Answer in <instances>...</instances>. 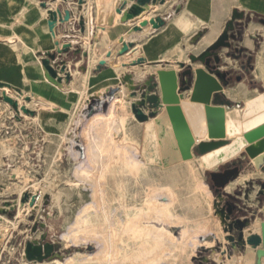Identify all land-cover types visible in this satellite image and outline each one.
<instances>
[{
	"label": "rangeland",
	"instance_id": "1",
	"mask_svg": "<svg viewBox=\"0 0 264 264\" xmlns=\"http://www.w3.org/2000/svg\"><path fill=\"white\" fill-rule=\"evenodd\" d=\"M47 1H51L48 8L59 10L63 16L67 10L70 11V20L59 24L60 26L63 27V24L73 20L72 33L76 32L78 35L83 33V37L86 38L87 32L90 38L88 43L83 38L79 39L78 43L73 40L72 43L77 44L72 45L68 52L57 55L56 59L51 61L54 68L58 70L62 82L68 83L72 79V81H78L82 73L86 71L78 74L74 79L71 70H76L74 64L79 59L83 61L84 70L87 68L89 61L87 45L94 43L99 30L98 12L95 14L91 5L95 0L90 1V6L85 5L86 1L80 4L79 0ZM164 3L158 0L155 4ZM133 4L126 7L130 8ZM154 7L159 6L145 7L142 13L144 21L148 22L154 18L147 20L144 17ZM88 18L90 25L86 29ZM81 19L84 20L83 28L80 24ZM122 24L129 27L124 34H119L113 41H111L112 37L106 36L105 41L107 42H99L98 48L101 53L96 55L98 61L93 69H97V66L99 68V62L103 59L107 61L102 65L103 67L111 66L110 57L105 52L108 44L111 42L109 50L112 51L113 47L120 46L119 42L115 45L116 41H124L126 33L131 41L135 40L136 44H139L142 29L134 31L133 28L136 25L143 26V23L134 18ZM51 36L53 37L52 33ZM53 47L54 50L50 53L57 51L56 40ZM121 61L131 62L125 57ZM63 64H66V71L71 74L70 80H66L65 72L61 70ZM123 73V83L148 82L146 90H150L149 85L158 81L156 73H147L142 76L140 71L133 69L123 71ZM91 79L93 81V77ZM51 87L55 90L46 92L48 97L45 98L56 100L55 105L51 103L49 105L43 98L42 92H24L5 83L3 87H0V142L9 145L4 149L0 143V161H2L0 162V217L6 216L11 220H16L24 215V220L19 223L17 229H12L9 224L8 230L11 237L7 248L5 247L6 250L1 252L0 264H26L28 261L24 254L26 243L41 240L43 234L46 235L47 241L58 246L56 252L59 256L51 257L52 259L69 262L77 257L73 264H98V258L117 257L118 254L109 253L115 248L111 239H114V233L117 231L109 230V224L93 228H86L82 224V219L89 209L105 210L109 207L115 210L114 220L117 226L121 229L126 226V232H123L122 236L136 237L150 233L157 238L158 244L153 250L148 251L139 261L131 259L129 264H219L220 261L216 259L218 253L222 255V262L228 261V255H233L234 252L228 248L230 241L227 235L229 232L225 231L222 214L215 202L219 200L216 198L215 191L213 190L212 193L208 188L210 184L207 177L208 185L205 190L180 197H173L166 189L140 190V167L146 164L140 151V122L135 118L132 105L129 103L125 104L121 112L116 110L117 100L124 97L123 87L119 89L112 87L100 94H91L94 87L92 85L83 87L85 94L77 109L74 130V127L68 124L72 118L71 112L75 110V105L79 100V93L62 91V93L67 92L65 93L67 94L65 108L60 103V99H57V93L60 94L61 91L53 85ZM141 93L140 87H135L131 91L135 99H140ZM33 94L39 95L45 101L30 110L26 107L24 113L19 112L18 105L15 108L6 100L8 97L18 104V98L24 96L25 101L31 102ZM60 105L63 109H60ZM119 116H122V122ZM104 126H111L107 146H113L118 150L104 152L101 147L91 145L86 148L81 141L89 144L94 141V138L101 139ZM72 130L73 133H71ZM63 134L75 140L74 143L69 139L63 142L61 138ZM99 155L103 156V162L104 160L112 162L115 166H112L114 167L112 171H107L103 162L96 164V158ZM242 162L247 163L245 159ZM242 162L239 164H243ZM45 177L56 181L59 195L54 197L48 192L43 200L41 199V203L35 205V201L32 206V199L37 195V183ZM245 187L241 192L239 189L235 190L233 194L228 195V199L239 201L238 198L242 197L244 202L251 203L250 208L247 207L249 205H242L249 216L248 227L251 229L256 221H264V213L261 212L258 215L259 208H262V201L258 203V197L264 200V195H260L263 191L260 183L255 186L254 183H250ZM221 204L218 208H221ZM256 205L259 207L256 208ZM257 215L261 219L258 220ZM127 226L130 227L127 228ZM254 226L258 227V225ZM260 232L258 227L255 233ZM3 240V238L0 240V247L6 244ZM182 245L185 248L180 251ZM250 247L252 245L246 242L244 246H239V249L246 254ZM125 249L129 251L130 246L125 245ZM167 249L174 250V254L166 253ZM253 252L257 256L255 248ZM52 259L49 258L43 262H50ZM251 261L249 256L247 264Z\"/></svg>",
	"mask_w": 264,
	"mask_h": 264
},
{
	"label": "water",
	"instance_id": "2",
	"mask_svg": "<svg viewBox=\"0 0 264 264\" xmlns=\"http://www.w3.org/2000/svg\"><path fill=\"white\" fill-rule=\"evenodd\" d=\"M85 1L79 0V3ZM128 1L96 0L98 26L113 25L117 13H123ZM131 1L135 3L123 14V21L137 18L143 23V27L152 25L155 29L165 25V20L160 16L148 22L142 17L145 7L158 0ZM164 1L161 0L162 3ZM42 4L48 8L47 0H43ZM48 14L50 31L58 48L56 52H48L42 59V64L52 78L62 82L51 61L72 47L70 42L61 39L58 32L59 24L69 21L71 13L67 10L63 16L59 10L50 9ZM243 16V13L234 11L232 19L217 41L200 55H192L190 63H180L178 70H158V81L149 85L150 90L142 92L138 103L132 105V111L140 122V151L146 163L140 167L141 191L166 189L173 197H180L203 191L209 183L222 198L223 191L240 171L241 165L234 161L231 166L217 172L205 173V169L212 170L235 159L244 148L245 162H252L258 170H264V85L259 95L247 101L226 95L224 90L230 85L231 78L220 68V51L232 48L233 41L237 38L236 22ZM80 24L83 28V19ZM133 29L138 31L141 27L136 25ZM121 44L120 53H126L136 45V41H121ZM130 56L134 57L135 53ZM144 62L145 58L139 57L131 61L130 65H142ZM196 62H201L204 67L195 68L193 63ZM104 64L105 61H100L99 68ZM61 70L65 72L66 80H70L71 74L66 71V64L62 65ZM0 87H3V83H0ZM6 100L17 107L16 101L8 97ZM237 134L242 137L231 141L227 139V136ZM206 137L211 141L197 143ZM193 150L199 157H195ZM206 177L209 179L208 183ZM261 187L263 191L260 195H264V183ZM261 201L264 213V200ZM218 203L221 204L220 200ZM220 206L225 231L229 232L227 239L232 244L248 242L254 247L260 246L256 261L257 264H262L264 221L260 225V233L250 234L245 238V228L249 226L250 219H242L237 205L229 200ZM1 238L0 235V240ZM46 239L43 234L41 240L26 243L24 254L28 261L42 262L55 256L58 246Z\"/></svg>",
	"mask_w": 264,
	"mask_h": 264
},
{
	"label": "crops",
	"instance_id": "3",
	"mask_svg": "<svg viewBox=\"0 0 264 264\" xmlns=\"http://www.w3.org/2000/svg\"><path fill=\"white\" fill-rule=\"evenodd\" d=\"M50 2H48V6L51 5ZM42 3L43 0H0V83L8 84L24 92H42L43 98L46 99L45 97H48L46 92L55 90L54 88L52 89L51 85L55 86L61 93L64 90L50 83L44 75L42 59L48 52L54 50L53 46L56 39L51 36L48 23L50 8H44ZM91 5L96 14L98 12L96 1H92ZM149 5H158L159 7H154L144 17L150 20L151 17L160 16L165 20V25L158 29H155L152 25L147 28L142 26V37L139 39V44L131 47L126 54H117V56L125 57L131 61L144 57L145 62L140 65L142 67V76L147 73L155 74L160 69L178 70L180 63H190L192 55H200L217 41L232 19L234 11L237 10L244 15L242 19L236 22L235 34L237 38L233 41V46L230 50L222 49L220 51L222 56L220 68L226 71L231 78V83L225 88L224 92L226 95H233L244 101L259 95L261 87L264 85V0H167L164 4L151 3ZM127 8L129 7L124 9L125 12L128 10ZM150 12L151 14H149ZM121 22L124 23L120 19L119 25L113 24L108 29V36L112 37L111 41L115 40L120 33L129 29L128 25ZM63 25V27L59 25L58 30L61 39L71 38L66 40V42L74 45L82 38L87 40L86 43L90 41H88L90 38L87 36V32L86 38L83 37V33H80L81 36L76 34V32L75 34L72 33L73 20ZM145 29L149 30L145 32ZM10 37L12 38L10 39ZM73 40L77 41V43L73 44ZM118 42L116 41L115 45ZM110 44L111 42L108 44L106 53L110 51ZM119 44L122 45L121 43ZM131 53H135L132 58L130 56ZM82 64V59L75 62L74 67L76 70H71L74 79L78 74L87 71L89 61L85 70ZM193 65L195 68L204 67L201 62L193 63ZM128 69L138 70L132 66L119 70L113 69L111 66L92 69L94 87L91 94H100L112 87L119 89L125 86L126 83L122 82V75L124 74L123 71ZM238 77H241V79L239 80ZM147 83H136L135 87H140L142 92H145ZM65 93L67 92L62 93L64 96L57 93V99H60V103L66 108L67 94ZM33 97L37 101V106L40 102L45 101L37 94H33ZM185 98L188 99V97ZM46 102L49 105L50 103L56 104V100H47ZM62 105L59 106L60 109H63ZM238 137H242V135L227 136V139L231 141ZM203 141L211 140L206 137L198 140L197 143ZM193 153L195 157H199L194 150ZM245 158L246 152L244 148L235 159L216 166L212 170L205 169V173L208 171H220L224 167L231 166L234 161L241 163ZM240 165V171L226 186L222 198L215 192L216 198L223 205L229 200L227 195L233 194L235 190L239 189L241 192L250 183H254V186L257 183H260V185L264 183V170H258L252 162ZM229 186L232 187L229 188ZM208 188L213 193L212 187L208 185ZM258 198V203H261V198ZM238 199L239 201L231 202L240 209V217L242 219L249 218L242 205H249L247 207L250 208L252 206L251 203L247 204L242 197ZM257 207L259 206L256 205ZM261 212L262 208H259L258 215ZM248 213L251 214V212ZM258 215L257 219L259 220L261 218ZM261 222L262 220L260 222L256 221L252 226L258 225L260 229L259 223ZM247 228L250 229L249 227ZM255 232L250 231L251 234H255ZM8 234L6 248L11 237L10 232ZM228 246L234 252L233 255H228V257L244 258L245 256H250L252 260L250 264H257L253 249L257 250L259 246L250 247L249 252H246V254H243L239 249V246H244L243 243H229ZM6 248L2 251L6 250ZM173 252L174 250L168 249L166 251L169 255H173ZM252 254L254 255L252 256ZM262 264H264V258Z\"/></svg>",
	"mask_w": 264,
	"mask_h": 264
},
{
	"label": "bare ground",
	"instance_id": "4",
	"mask_svg": "<svg viewBox=\"0 0 264 264\" xmlns=\"http://www.w3.org/2000/svg\"><path fill=\"white\" fill-rule=\"evenodd\" d=\"M90 1L91 0H86L87 4H85V5L90 6ZM116 1H118V0H116ZM131 3H135V2L129 0L127 5H131ZM147 6H149V5H147ZM124 13H125V10H123V13H117L114 25H119V21H120V19H122V16H123ZM149 14H151V12ZM89 25H90V23H89V18H88L87 22H86V27L89 28ZM139 26L141 27V29L143 28L141 25H139ZM110 27H112V26H110V25L105 26V27L99 26V30H98V33H97L96 40L94 41V43H90V44L87 45V48L89 49V65H88L87 71L82 73V77L80 78V80L71 81V82H68V83H66L65 81L64 82H59L57 79L52 78L49 75V73L46 70V68L43 67L44 75H45L46 79L50 83L56 85L59 89H62L64 91H76V92L79 93V100L77 101V103L75 105V110H73L71 112V117L72 118L70 119V122H69L68 126L71 125V126L74 127L76 125L75 124L76 123L75 117L77 116L76 115L77 109L80 107V105L82 103V100L84 98V94H85V91H84L83 87L85 88L86 85L94 86L93 81L91 79L93 77L91 72H92V69L94 68V66L96 65V62L98 61V58H97L96 55L98 53H101L100 48H98V44H99V42H104L105 41L106 36H108V29ZM120 34H124V32H122ZM11 38L12 37H10V39ZM15 39H17V38H15ZM124 41L125 42L131 41L129 35L127 36V33L124 36ZM119 43H121V41H119ZM119 43H118V45H119ZM121 49H122V45L116 46V47L112 48V51H109L107 53V56L110 57L111 67L113 69L119 70L121 68H127L129 66H132V67H135L138 70H140V72L142 73V67H140V65H130L131 62L130 63H124V62L121 61L122 58L117 56V54L118 55H124V54L127 53V52L126 53H120ZM101 61H105L107 63V61L105 59H103ZM99 63H98V65H99ZM127 64H128V66H127ZM97 68H98V66H97ZM8 73H9V71H8ZM5 88L9 89L8 87H5ZM134 88H135V83L133 81H128V82H126V85L123 86L124 97L119 98L117 100V104H116L117 112H121L122 108L125 106L126 103H129L130 105L138 103L139 100L134 98L135 95L132 96L131 94H129V92L132 91ZM135 94H136V92H135ZM36 102L37 101L34 99V97H33V100L31 102L25 101L24 100V96L19 97L18 98V110H19V112L24 113V110H26L27 108H29V110H30V108H35L37 106ZM80 113H82V112H80ZM82 115H81V117H82ZM79 117L80 116H78V118ZM118 118L122 122V120H123L122 116H119ZM74 129H75V127L73 128V130ZM73 130L71 131V133H73ZM101 132H102L101 133V139L94 138V141L92 143H89V144H86L84 141H81V142H83L85 144L86 148L89 145H91V146H96V147L99 146V147H101V149L104 152H110L111 150L117 151L118 149L114 148L113 146H107V142H108V139H109V133L111 132V126L102 127V131ZM73 137H75V136H73ZM61 138H62V141L66 140V139H69L73 143L75 141V140H71L70 138H68L64 134L61 136ZM70 141H69V143H70ZM0 143L2 145V148H4V149H6V147L9 146V145H6L5 142H3V143L0 142ZM79 144H81V143H79ZM102 157L100 155L97 156V158H96V164L97 165L101 164L103 162V158ZM0 162H2V161H0ZM103 166L106 167L107 171H112V168L115 167L112 164V162H108L106 160H104ZM112 166H114V167H112ZM231 187L232 186H229V188H231ZM57 189H58V185L56 184V181L52 180L51 178H46L45 177L44 180L42 179V181H38L37 186H36L37 195L33 198V203L35 201H36L35 205L41 203V199L43 200V197L48 192H50L54 197H57L59 195ZM218 205H219L218 201L216 200V207H217L218 210H220V208H218ZM142 213H143V206H142ZM114 217H115V210H112L109 207V208H107L105 210L89 209L88 212L86 213V215L84 216V218L82 219V224L86 228H93L95 226L102 227L105 224H109V230H113L114 229V231H117V232L114 233V236H115L114 239L113 238L111 239V241L114 243L113 245H115V248L112 249L109 253L113 254V255L118 254V256L117 257H112V258H107V257L106 258H98V264H129L131 259H135L136 261H139L148 251L153 250L156 247V245L158 244V242L156 241L157 238H154V236L151 235L150 233L147 234V235L140 234V235H137L136 237L135 236H126V237L122 236V233L126 232V226H124V228L121 229V227L117 226V224H116V222L114 220ZM1 219L2 220H0V235L4 239L3 241H6V239L8 238V235H9L8 234V232H9V230H8L9 224H11L12 229H17L19 223H21L24 220V215H21L16 220H11V219L7 218L6 216H1ZM128 225H130V224H128ZM139 225H141V222H139ZM128 227H130V226H127V228ZM139 228H140V226H139ZM257 229H258V227H255V226H253L251 228V230L254 231V232L257 231ZM249 230L250 229H248L247 227L245 228V238H247L251 234L250 233L251 230L250 231ZM224 235H226V234H224ZM125 245H129L130 246V250L129 251H127L125 249ZM5 247H6L5 243L0 247V257H1V252H2V250ZM182 248H185V246L182 245L180 251L182 250ZM58 256H59V254H58V252H56L55 256L52 257V258H56ZM248 257L249 256H245L244 258H237L235 256H232V257L230 256L228 261L222 262L221 261V254L218 253V255H216V259L220 261L219 264H247ZM52 258H50V259H52ZM76 258L77 257L72 258L69 262H63L60 259H52L50 262L27 261L26 264H46V263L47 264H73V262L76 260ZM44 261H46V260H44Z\"/></svg>",
	"mask_w": 264,
	"mask_h": 264
}]
</instances>
